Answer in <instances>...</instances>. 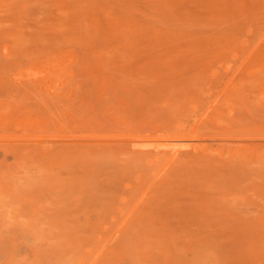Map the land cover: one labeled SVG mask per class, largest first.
<instances>
[{
    "label": "rangeland",
    "instance_id": "1",
    "mask_svg": "<svg viewBox=\"0 0 264 264\" xmlns=\"http://www.w3.org/2000/svg\"><path fill=\"white\" fill-rule=\"evenodd\" d=\"M0 264H264V0H0Z\"/></svg>",
    "mask_w": 264,
    "mask_h": 264
},
{
    "label": "bare ground",
    "instance_id": "2",
    "mask_svg": "<svg viewBox=\"0 0 264 264\" xmlns=\"http://www.w3.org/2000/svg\"><path fill=\"white\" fill-rule=\"evenodd\" d=\"M164 157V156H163ZM164 160V159H163Z\"/></svg>",
    "mask_w": 264,
    "mask_h": 264
}]
</instances>
